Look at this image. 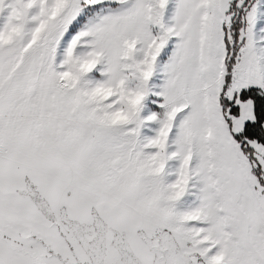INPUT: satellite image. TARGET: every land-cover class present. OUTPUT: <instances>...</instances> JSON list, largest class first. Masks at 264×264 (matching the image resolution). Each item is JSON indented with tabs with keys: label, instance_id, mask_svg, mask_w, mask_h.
I'll return each mask as SVG.
<instances>
[{
	"label": "snow or ice",
	"instance_id": "1",
	"mask_svg": "<svg viewBox=\"0 0 264 264\" xmlns=\"http://www.w3.org/2000/svg\"><path fill=\"white\" fill-rule=\"evenodd\" d=\"M0 264H264V0H0Z\"/></svg>",
	"mask_w": 264,
	"mask_h": 264
}]
</instances>
